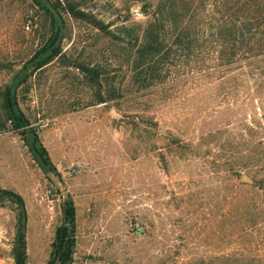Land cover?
I'll use <instances>...</instances> for the list:
<instances>
[{"label":"rangeland","instance_id":"374dc122","mask_svg":"<svg viewBox=\"0 0 264 264\" xmlns=\"http://www.w3.org/2000/svg\"><path fill=\"white\" fill-rule=\"evenodd\" d=\"M77 1L114 20L111 28L124 24L117 9L132 4ZM130 6V22L142 20L140 6ZM37 16L29 0H0V62L39 43ZM68 24L72 38L62 46L69 58L85 47L92 51L87 61L114 66L105 38L90 46L96 31ZM8 77L0 71V86ZM78 78L56 61L20 97L57 173L37 166L18 133L0 131V188L24 200L28 264H46L67 195L76 207L73 264H191L244 249L238 241L221 243L223 228L230 234L222 212H231L248 176L231 171L249 152L244 142L254 130L264 135V86L241 84L232 71L200 73L189 62L174 79L145 90H131L130 74H118L112 83L123 89L119 101L89 104L91 89ZM19 211L0 205V264H14ZM258 242L252 249L264 260Z\"/></svg>","mask_w":264,"mask_h":264},{"label":"trees","instance_id":"16d2710c","mask_svg":"<svg viewBox=\"0 0 264 264\" xmlns=\"http://www.w3.org/2000/svg\"><path fill=\"white\" fill-rule=\"evenodd\" d=\"M29 3L37 11L40 39L34 48L8 62H0V71L9 75L0 86V131L11 129L18 133L43 172L57 173V168L37 127L23 110L20 97L29 91L31 78L41 76L56 61L76 69L79 81L91 89L93 97L89 104L119 101L123 89L112 83L118 74L123 77L126 72L130 74L131 90L132 87L145 90L155 83L166 84L170 77L174 79L189 62L196 64L200 73L232 71L241 84L252 80L256 88L264 86V0H132V4L140 6L142 20L130 22L135 13L130 11L132 4L125 3L117 9L124 24L114 28H111L114 20H103L77 0H29ZM69 20L96 31L90 46H97L99 39L105 38L112 68L87 61L92 51L85 47L74 59L67 56L62 43L72 38ZM243 145L249 152L240 154L243 164L236 165L241 168L236 166L231 171L240 177L244 170L249 180H242L231 212H222V222L225 226L230 224V234L223 228L221 243L238 241L244 249L191 264H264L252 249L259 240L264 242L263 132L254 130ZM5 204H16L23 221L24 200L19 193L0 188V205ZM60 219L46 264L74 262L76 207L71 195L61 202ZM229 235L231 239L227 240ZM10 253L14 264H28L22 226L14 235Z\"/></svg>","mask_w":264,"mask_h":264},{"label":"water","instance_id":"95a60500","mask_svg":"<svg viewBox=\"0 0 264 264\" xmlns=\"http://www.w3.org/2000/svg\"><path fill=\"white\" fill-rule=\"evenodd\" d=\"M243 180L248 181L249 177L246 175H243ZM25 223H26V212H25V208L23 207V222H22V229L25 230Z\"/></svg>","mask_w":264,"mask_h":264},{"label":"built area","instance_id":"2783aa9c","mask_svg":"<svg viewBox=\"0 0 264 264\" xmlns=\"http://www.w3.org/2000/svg\"><path fill=\"white\" fill-rule=\"evenodd\" d=\"M29 26H30V25H29L28 23H26L25 28H26V29H29ZM74 170H75V169H73V171H74Z\"/></svg>","mask_w":264,"mask_h":264}]
</instances>
